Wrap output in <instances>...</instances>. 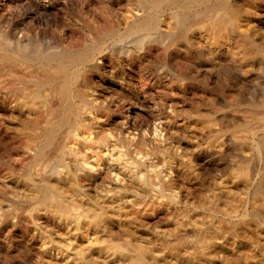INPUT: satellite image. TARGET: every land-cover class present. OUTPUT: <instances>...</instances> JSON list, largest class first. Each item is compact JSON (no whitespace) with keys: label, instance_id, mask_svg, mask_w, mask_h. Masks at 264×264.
I'll return each instance as SVG.
<instances>
[{"label":"bare ground","instance_id":"obj_1","mask_svg":"<svg viewBox=\"0 0 264 264\" xmlns=\"http://www.w3.org/2000/svg\"><path fill=\"white\" fill-rule=\"evenodd\" d=\"M69 1L72 0H0V115L11 120H8L11 125L7 126V121L5 125L11 131L9 138L13 134L20 146L15 147V153L21 156L11 161L13 165L8 161L12 173H6H10L13 184H3L6 188L0 195L4 197L5 192L6 197L9 192L12 196L6 205L5 201L0 202L1 224L37 235L36 240L57 258L48 260V264H241L243 260L244 264H264V20L259 15L262 11H258L264 0H135L129 1L128 11L124 9L128 14L119 15L111 8L108 11L104 8L107 13L103 15L99 12L97 18H104V26L96 21L91 24L94 15L88 18V10L76 6L66 16L72 32L70 38H64L63 28L51 29L48 23L33 24L32 12L23 11L28 4L33 11H41L51 16L50 21L57 26H63L54 11ZM106 1L112 5L117 0ZM65 39H71L70 44ZM201 39L209 48L201 44ZM148 44H152L148 46L150 50L157 47L156 55L150 52ZM212 54H224L228 59L224 63L228 78L225 84L237 92L233 102L219 100L218 95L216 103L231 108L247 107L244 111L239 109L243 115H217L221 126L215 133L217 139L220 137L217 151H246L233 160L241 171L233 166L236 174H231L230 185L224 183L225 188H230H223L221 182L215 196L219 200L229 199L236 190L252 195L247 214L251 220L243 219L236 228L234 223V229L231 226L228 230L224 224L198 225L196 218L188 217L179 221L178 227H187L186 231L191 229L192 234L160 233L157 239L154 234V243L160 242L158 249L151 244L154 238L146 241L149 246L136 244L137 238L141 240L135 229L138 221L124 210V204L142 203L151 207L162 201L159 198L164 190L177 187L178 180L172 176L164 178L162 169L155 168L150 158L151 152L172 154L170 144L164 142L162 109L154 114L152 123L147 119L134 123L130 109L142 105L153 86L155 90L159 87L160 92L164 90L168 76L186 85L194 78V61L201 57L209 60ZM114 56H117L115 64L112 62L114 65L110 66L108 59ZM126 64L134 75L140 73L153 82L146 77L148 82L138 88L126 81L123 68ZM93 74L99 79L93 80ZM2 122L5 131V120ZM230 124H239L240 128ZM241 124H245L243 128ZM229 125L236 131L244 129V133L240 137L236 134L234 140V135L222 130ZM213 153L204 151L200 167L212 164ZM4 165L2 169L8 170ZM183 165L192 169L189 162ZM212 208L217 210V205ZM41 216L66 223L70 231L85 228L87 235L96 233L97 237H93L96 240L89 242L87 250L71 247L72 241L56 242L42 230ZM114 224L124 228L125 239L111 230ZM52 226L50 229L56 233V225ZM222 235H225L222 242L214 240ZM73 249L72 255L69 252ZM2 252L0 264H14ZM31 256L25 255L27 259Z\"/></svg>","mask_w":264,"mask_h":264},{"label":"rangeland","instance_id":"obj_2","mask_svg":"<svg viewBox=\"0 0 264 264\" xmlns=\"http://www.w3.org/2000/svg\"><path fill=\"white\" fill-rule=\"evenodd\" d=\"M73 1H76L77 3L73 2ZM129 1H132V3H133L135 0H123V1L117 0V1H115V3H113L114 5L108 4V2L106 0H72L71 1L72 3L70 1L68 3H62L60 8L58 7L54 12L57 16L59 15L58 16L59 24L63 25V26H57L53 21H50V18H52L51 16H49V15L46 16L41 11H37V12L33 11L31 9L32 7L29 6L28 4H26L24 6L23 11H25L24 13H31V12L33 13V14L31 13V15H33V19H34V20L32 19L33 24L35 23L38 25V23H39V25L41 24L43 26V25H46V23H48L49 26L51 27V29H55V28H57V29L61 28L62 29L63 28L66 30L65 31L66 34H65L64 38H67V37L70 38V36H72V32H71V30H69L70 26L68 25V20H67L66 16H67V13L72 8L77 6L76 8H78V9H82V10H86V11L88 10L87 11L88 12V18L90 16L92 18V16L94 15L93 16L94 20L90 19V21H89V19H88V21L91 24H93L94 21H96L98 24L101 22L100 25L104 26L105 24H102V23H104V20H103L104 18L98 19L97 18V16L99 15L98 13L100 12V14L103 15V14L107 13L106 11H108L111 8V10H113L114 12L117 11L119 13V15L120 14L125 15L127 13L126 11H128V10H126V9H128L126 7L127 6L129 7L131 5V4H129V3H131ZM104 2H105V4H107L105 7H104V5H105ZM126 2H128V3H126ZM61 7H63V8H61ZM67 7H69V8H67ZM104 8L107 10L105 11ZM114 8H115V10H114ZM65 9H67V10H65ZM118 10H120L121 12H119ZM23 11L20 10V12H22L21 15H23ZM63 11H65V12L67 11V12L63 14ZM258 11L259 12L262 11V12H260L261 14ZM258 11L256 10V12L259 13V15H261L263 20H264V1L259 4ZM20 12H16V14H18ZM61 17H63V18H61ZM63 20H65V21H63ZM105 23H106V21H105ZM64 25H66V26H64ZM70 32H71V34H70ZM199 41L200 42L202 41L201 44H204L206 48H209V47H207L208 45L204 42V40L201 39ZM66 42H68L67 44H70L71 39L70 40L65 39V43ZM151 45L152 44H148L147 47L148 46L151 47ZM150 47H148L149 50L151 49ZM156 48L157 47L153 48V46H152L153 50H150V52L153 55H156V53H158L157 52L158 50H156L154 52V50ZM224 56H225L224 54H222L221 56H218L216 54H212V56L210 57L209 60H207L205 58L202 59L203 57H201L200 59L198 58V60L194 61L193 65H192V68L194 69V72H193L194 78L191 79L190 82L188 80V83L186 85H183V84L178 83L177 82L178 80L174 81V79H176V78L173 79V77L171 78V76H168L171 79L166 77L165 80L167 83H165V84H167V86L165 85V88H164V85H163V87H162V89L164 88V90H162L160 92L159 90H157V89H159V87L155 90V87L153 86L152 89H150V91H149L150 92L149 98L147 100H145V102L142 105L139 104L137 107L134 106V108H131L130 109L131 111L129 110L131 113V116H132V121L134 123H142L146 119L149 120V123H152L155 119L154 114L157 113L159 108L162 109V113L164 115V120H165V123H164L165 130L163 132L164 133L163 137L166 141H164V142H168V145L170 144L169 146L171 147V153L172 154L170 155V153L169 154L166 153L165 156H162V155H159L158 153L151 152L150 158H152L151 161H154V164L156 166L155 168H157L159 171L162 169L161 173L164 176V178L172 176V178L173 177L176 178V181L177 180L179 181V182L177 181V184H176L177 187L172 188V189H174L173 191H171L172 189L171 190H169V189L164 190L163 196H161L159 198V201L162 200L160 202H163V203H160V202H157L154 204L152 203L153 206H151V207H150V205H147V204L142 205V203H130L128 205L124 204V206H125L124 210L131 213L132 216L134 215L133 217H135L136 220L138 221L135 229L137 230V236H139L141 240H137V239H139V238H137L134 241L136 244L140 243V244H145V245L149 246V244L146 241L147 240L149 241V240L154 238L153 241H151V242H153L151 244H154L152 246H154L158 249V248H161V246L159 245L160 242L156 241V243H154L155 235H156V239H157V236L160 233L161 234L162 233L174 234L176 232L179 233V231H180L181 233H184V234L189 233V232H190V234H192L191 229H189L187 232L186 231L187 227H183V228L178 227V225H179L178 222L181 221L182 219L184 220L185 218L188 219V217L196 218L195 221L198 225L204 226L205 224L208 225V223H209V226L216 227L219 224H221V225L224 224L223 226L228 230H229V228H231V226H232V228L234 227L233 226L234 223L236 225L235 226V228H236L237 224H239L240 221L242 222L243 219H245L244 220L245 222L246 221L248 222L251 220V219H248V218H250V216L247 214L250 213L249 212L250 208H251L250 206L252 205L251 203L253 202L252 195H247L242 190H236V191H233L232 193H230L232 196L229 195L230 196V197H228L229 199L223 198L225 201H223V199L219 200V198L216 197L218 195V192L220 191L219 189L221 188L219 186H222V183H223V186H224L223 188H225V185H224L225 181H226V183H228V185H230L231 174L235 175L237 171H241L240 165H236L237 163H235V165H234L233 160L236 156H238V155L240 156L243 154V152L246 151V150L243 151V149H241V151H239V153L234 152V150H232V151L227 150V152L223 151L222 153L217 151L219 149L220 137H218V139H217L216 134L221 130L219 118L217 115H220V113L221 114L224 113V114H228L229 116H231L232 114L239 116V113H241L240 115H243L242 111L247 109V107H245V109H244L243 104H241V105H243V107H241L240 105H235V106H233L234 108L233 107L231 108L228 105L224 106V104H222V102L216 103L215 99L218 98V95H220V97H221V98H219V100L227 99V100H231V101L232 100L234 101L235 96L237 95V92L235 90H232V89L229 90V88L226 87L225 83L228 80V78L226 77V74H225L224 63H226V61L228 59L226 58V56L225 57ZM116 58H117V56H114L112 58V60H110L111 58L108 59V64L111 66L112 62L114 63V60H116ZM224 58H226V59H224ZM114 64H112V65H114ZM125 67H126V69H125ZM123 68H124V72L126 71L125 75H124L126 81H129L131 83L136 84L138 86V88H141L148 81L151 82V80H152V82H153L152 78H150L148 76L142 77L140 73H136L139 76L134 75V73L132 72L133 71L132 69H131V71H129L131 68L130 65L126 64L123 66ZM93 75H94V77H93ZM93 75H92L93 80L99 79L98 75H96V74H93ZM132 76L134 77L133 79H132ZM146 77L149 78L150 80L145 81V80H147ZM142 78L144 79V81L139 82L140 80H143ZM141 83H142V85H141ZM157 91H159L160 94H159V92L157 93ZM110 94H112V92L109 93V95ZM160 102L162 105L160 104ZM239 109H241L242 111ZM234 110L238 111V113H235L236 111H234ZM215 113H216V115H215ZM202 117H204V118H202ZM2 118H4V119H2ZM117 119L122 120L121 118H117ZM4 120H5L4 125H5L6 121H7V123H6L7 126L11 125L10 119L0 115V137H1L0 138V145H1L0 146V159H1L0 165L5 164L4 165L5 167H9V168H5L8 170L2 169L3 165L0 167V176H1L0 177V184L2 185V186L1 185L0 186L3 187V188L0 187L1 192H2V189L6 188L5 186H3V184H7L8 182L10 184L12 183L11 182L12 177L10 176V173H12V172H11L10 166L13 165V163L17 159H20V157H21L20 155H17L15 153V150H14L16 146L20 147V146H18L19 144H16V139L14 138V135L12 134L11 138H9V136L11 135L10 134L11 131L9 130V128H7L6 125H5V131L3 130L4 126H3L2 121H4ZM8 120H10V121L8 122ZM173 125H174V127H173ZM230 125H232V127L234 125V128L236 127L235 129H237L239 126V124H237V125L236 124H230ZM230 125L228 127L226 126L225 128L223 127L222 130L226 131L227 133L230 132L231 133L230 135H234L232 138H234V140H235V139H237L236 136H238V134H240L238 137L241 136L242 132L244 131V129H242V128L244 127L243 125H245V124H243V125L241 124V126H242L241 130L238 129V130H240V133H236L239 131L238 130L236 131L234 128L231 129L232 127ZM6 128H7V130H6ZM239 128H240V126H239ZM234 130L236 132H234ZM6 131H8V133H5ZM8 134H10V135H8ZM1 139H2V141H1ZM14 140H15V142H14ZM11 143H12V145H11ZM1 147H2V149H5L6 151L2 150ZM208 150L211 151L212 153L214 151H216L217 153H213V155L210 157L213 159L212 164H209L208 167H204L205 168L204 169L203 167H200L201 163H202L201 161L203 159V156L205 155L204 151H208ZM9 152H11V153H9ZM3 153L5 155H7V154L8 155L5 156V155H3ZM5 157H7V159ZM9 157H11V158H9ZM4 159H6V160H4ZM9 159H10V161H9ZM4 161H6V163ZM8 161H9V163H12V164L9 165ZM11 161H14V162H11ZM179 161H180V163H179ZM188 162L191 163L192 169L191 168L190 169L184 168L183 164L188 163ZM178 166L181 168H179ZM233 166H235L236 169L238 168V170L237 171H236V169L234 170ZM172 167H174L173 169H175V170H173ZM169 168H171L172 170ZM197 168H199V169H197ZM185 169L187 171H185ZM7 171L10 173L7 174L6 173ZM197 172H198V174H197ZM179 173H180V175H179ZM181 173H183V174H181ZM219 173H221V174H219ZM7 175H9V177ZM12 176H13V174H12ZM186 176H187V178H186ZM6 178H9V180ZM10 179H11V181H10ZM226 179H228V180H226ZM9 183H8V185H10ZM226 188L229 189L230 187L226 186ZM1 192H0V194H1ZM8 193H7L8 197L7 196L5 197V195H6L5 192H4V197L1 196L3 194V192L0 195V199H2V198L4 199V200L3 199L0 200L1 204L3 201H5V202H3V205H6L9 198H11V197H9L11 195V193H9V194ZM164 195H166V196H164ZM216 198H218V199H216ZM4 203H6V204H4ZM126 205H127V207H126ZM216 205H217V210L212 208L213 206H216ZM131 210H132V212H131ZM133 212L136 215L132 214ZM231 212H232V214H231ZM192 213H194V215L196 214L195 215L196 217H193ZM170 217H171V219H170ZM43 219H45L46 221ZM246 219H248V220H246ZM13 220L16 221V219H13ZM11 221H12V219H10V222ZM42 221L43 222L45 221V222L43 223ZM231 221H233V222H231ZM39 222L41 223V226L44 225V226H42V227H44L42 230L45 229L46 231L45 230L44 231L46 233L48 232L47 237L48 236L53 237V240H55L56 242H59V243H64L67 240L72 241L73 244L71 245V247H73V246L77 247L78 250H80V249L83 250L84 248H86L84 250H87V248L90 246L89 242H91V241L93 242V240L94 239L96 240V237H97V235H95L96 233L95 234L91 233V234L87 235L85 228L82 229V231L81 230L78 231V230H74V229H72L70 231L69 229H71V228L68 229L66 227V223L63 222L64 223L63 224L62 222H59V221L50 220V219L48 220L47 218H44V216L43 217L41 216V220H39ZM55 222H56V224H54ZM0 224H1V220H0ZM51 224L56 225L55 226V228L57 229L56 233L54 232V230L52 231V229H50L53 227ZM1 225H0V229L2 230V228H3V230H2V232H0V248H1L0 250L1 251L3 250L2 254L4 256L6 255V258L9 259L12 263L17 264L19 262V264L20 263L21 264H25V263L26 264H29V263L35 264V262L39 261L40 264H42V263L48 264L49 261H54L55 259H57V258H55L56 257L55 255L50 254L49 251L46 250V246L42 245L41 241L39 242V240H36V239H39V238H35V236H37V235H32L33 234L32 232L30 233V231L28 232L23 228H19V229L18 228H12V226L10 224H9L10 228L8 225H6V227L3 224H1ZM5 228H7V229H5ZM110 228H111V230H113L117 234L119 233L118 237H121V238L123 237L122 239H125V233L123 230L124 228H121L118 225L111 226ZM21 229H23L24 232ZM197 229L200 232L202 231V229L200 230V228H198V227H197ZM212 229H214V228H212ZM196 230H195V233H197ZM69 231H70V233H69ZM80 231L82 232L81 234L85 233V236H84V234L81 235ZM210 231L214 232L215 229L211 230V228H210ZM230 231H232V230L230 229ZM25 232H27V233L24 234ZM76 232H78V234ZM28 233H30V234H28ZM35 233H37V232H35ZM123 233H124V235H123ZM73 234L76 235L75 237L77 239L74 238ZM79 235L82 237H80ZM26 236H27V238H26ZM30 236L32 237V239H30L31 238ZM33 236L35 239L33 238ZM94 236H96V237L93 238ZM224 236L225 235L215 236L214 240L217 242H222L223 240H225ZM69 238H71V239H69ZM143 238H145L146 240ZM26 239H27V241H28V239L31 240L30 243L29 242L28 243L30 245L32 244L31 246H33V248L29 247L30 245L28 243L26 245V242H27ZM140 241H143V242H140ZM156 244H157V246H156ZM19 245H20V247H19ZM38 246H39V248H38ZM29 248L31 249L30 252H28V250H30ZM32 249H35L36 253ZM1 251H0V253H1ZM25 251H27V252H25ZM72 251L73 252L70 251L69 253L73 255L74 249ZM51 252L56 253L54 251H51ZM30 253L32 254V256L29 257V259H27V257H25V255L27 256ZM9 256H11V259ZM34 256H35V258H34ZM228 257H231V256H228ZM32 258L35 259L33 261L34 263L32 262ZM13 259H14V261H12ZM40 260H42V261H40ZM228 260H231V258H229ZM29 261H31V262H29ZM231 262L232 261H230L229 263H231ZM243 262H244V260L241 262V264H244Z\"/></svg>","mask_w":264,"mask_h":264}]
</instances>
